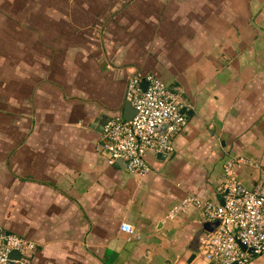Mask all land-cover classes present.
<instances>
[{"label":"crops","instance_id":"obj_1","mask_svg":"<svg viewBox=\"0 0 264 264\" xmlns=\"http://www.w3.org/2000/svg\"><path fill=\"white\" fill-rule=\"evenodd\" d=\"M137 75L191 105L143 177L104 137ZM229 181L264 184V0H0V232L34 244L9 264H212L183 203Z\"/></svg>","mask_w":264,"mask_h":264},{"label":"built area","instance_id":"obj_2","mask_svg":"<svg viewBox=\"0 0 264 264\" xmlns=\"http://www.w3.org/2000/svg\"><path fill=\"white\" fill-rule=\"evenodd\" d=\"M125 101L133 110V117L125 120L115 116L104 126L110 163L122 160L129 173L143 177L150 171L145 163L148 153L172 152L170 141L185 127L186 112L191 110V105L150 75H137L128 80ZM183 204L200 207L205 220L215 224L213 232L203 239L207 261L249 264L252 258L264 256V184L238 193L234 182L229 181L222 205L200 204L191 197ZM120 229L126 234L132 233L127 224H122ZM33 249L34 244L16 235L1 236L0 264H9L12 253L25 257Z\"/></svg>","mask_w":264,"mask_h":264},{"label":"water","instance_id":"obj_3","mask_svg":"<svg viewBox=\"0 0 264 264\" xmlns=\"http://www.w3.org/2000/svg\"><path fill=\"white\" fill-rule=\"evenodd\" d=\"M142 88L144 89L145 88V85H142ZM105 121L107 122L108 120L107 119H104V120L100 121L101 127L105 125ZM118 162H122L125 165L124 161H122V160H119ZM8 235H9V233L0 232V237L1 236H8ZM15 258L19 259L20 256L17 253L10 254V256H9V259L10 260H13Z\"/></svg>","mask_w":264,"mask_h":264}]
</instances>
